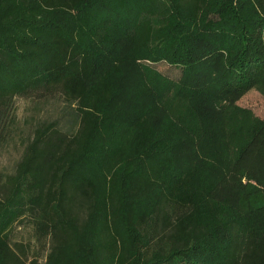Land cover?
Segmentation results:
<instances>
[{"label":"trees","instance_id":"trees-1","mask_svg":"<svg viewBox=\"0 0 264 264\" xmlns=\"http://www.w3.org/2000/svg\"><path fill=\"white\" fill-rule=\"evenodd\" d=\"M252 89L264 0H0V148L18 98L71 109L0 184V264H264ZM24 223L41 261L12 243Z\"/></svg>","mask_w":264,"mask_h":264},{"label":"rangeland","instance_id":"rangeland-1","mask_svg":"<svg viewBox=\"0 0 264 264\" xmlns=\"http://www.w3.org/2000/svg\"><path fill=\"white\" fill-rule=\"evenodd\" d=\"M142 63V62H140ZM143 62L142 64H144ZM146 64V63H145ZM159 73L171 80H178L181 70L177 67L170 66L166 63L152 65ZM236 105L248 110L254 117L264 120V95L258 90L252 89L242 96ZM17 115L20 122V128L14 138L5 146L0 148V184L5 181L6 177L14 173L15 166L20 160L23 150V140L31 134L33 126L42 120L59 119L62 126L67 127L71 111L65 105L62 99H56L47 103L36 105L33 101L24 98L16 100ZM243 183L247 181L243 179ZM249 183L256 185L254 181ZM12 243H22L27 246L28 258L31 259L35 253H39L40 261L44 257L46 249L37 251L39 245L36 244L31 227L26 223L19 224L12 233Z\"/></svg>","mask_w":264,"mask_h":264}]
</instances>
